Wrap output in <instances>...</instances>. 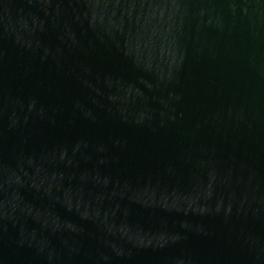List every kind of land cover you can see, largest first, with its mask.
Masks as SVG:
<instances>
[{
    "label": "water",
    "instance_id": "water-1",
    "mask_svg": "<svg viewBox=\"0 0 264 264\" xmlns=\"http://www.w3.org/2000/svg\"><path fill=\"white\" fill-rule=\"evenodd\" d=\"M0 264H264V0H0Z\"/></svg>",
    "mask_w": 264,
    "mask_h": 264
}]
</instances>
